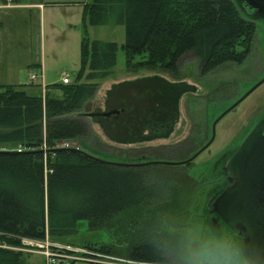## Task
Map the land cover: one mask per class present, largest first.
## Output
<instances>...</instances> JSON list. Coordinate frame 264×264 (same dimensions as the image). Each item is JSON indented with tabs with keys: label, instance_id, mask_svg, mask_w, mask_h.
<instances>
[{
	"label": "rangeland",
	"instance_id": "rangeland-1",
	"mask_svg": "<svg viewBox=\"0 0 264 264\" xmlns=\"http://www.w3.org/2000/svg\"><path fill=\"white\" fill-rule=\"evenodd\" d=\"M92 1L0 0V84L28 85L32 92L40 93L46 85L62 83L65 76L74 82L81 67L82 39L88 33L92 39L116 41L119 45L117 64L109 77L99 81L102 85L96 96L99 101H106V96L109 100L115 88H110L107 94L111 80L128 73L122 48L125 26H90L84 11L86 4ZM35 4H42V7ZM256 26L253 50L242 63H229L202 75L195 55L188 51L180 59L179 77L160 70H143L139 80L117 86L119 90L125 88L122 95L130 93L128 101L121 105L127 110L117 117L118 124L113 122V126H105V119L82 117L93 131L92 139L101 137L92 128L96 124L107 139L115 142L129 137L131 130L140 136L148 130L149 136L164 132L169 134L167 137L154 138V144L147 142L152 140L143 139L147 143L138 148L127 147L128 154L123 153L124 146L119 148L107 140L104 144L92 141V148L81 143L83 150L116 163L139 159L142 162H177L193 155L212 138L213 124L219 116L264 78V20L256 19ZM32 75H37V79L32 80ZM82 81L88 82L86 78ZM88 110L101 109L95 104L93 107L92 103ZM144 113L147 116L140 124L139 117ZM263 119L264 83L216 124L213 142L196 157L194 164L146 167L147 187L156 189L159 194L155 203L137 210L139 215L134 225L129 214V222L125 223L122 218L118 224L120 231L116 230L113 235L105 228L90 229L88 222L82 220L76 234L49 239L73 247L88 242L99 247L120 238L112 255L123 258L128 247L125 239L130 235L133 243L145 246L143 250L147 256L167 264H181L184 251L193 240L235 244L238 236L230 229L215 227L205 212L208 201L218 192L216 179L220 177L223 158L242 147ZM135 122L138 123L133 126ZM79 143L74 144L80 147ZM19 146L0 143V149L16 150ZM75 255L83 254L77 252ZM72 260L55 258L51 264H71ZM30 263L48 264V261L44 255L32 253ZM74 264L103 263L76 259Z\"/></svg>",
	"mask_w": 264,
	"mask_h": 264
},
{
	"label": "trees",
	"instance_id": "trees-1",
	"mask_svg": "<svg viewBox=\"0 0 264 264\" xmlns=\"http://www.w3.org/2000/svg\"><path fill=\"white\" fill-rule=\"evenodd\" d=\"M243 13L235 0H94L84 11L90 26H125L122 48L128 72L160 70L173 77L181 75L180 59L188 51L195 55L202 75L249 57L257 26ZM81 44V67L72 83L46 85L40 93L28 85L0 84V143L25 147L23 151L0 149V244L20 246L22 237L44 240L47 235H74L82 220L90 229L105 228L115 235L122 218L129 222L130 214L134 225L137 210L155 203L159 194L147 187V166L105 162L81 147V143L91 147L95 140L101 143L92 139L93 131L82 117L105 119V126L116 117L117 111L89 112L88 106L99 81L112 74L119 50L116 41L92 39L88 33ZM145 116L139 117L140 124ZM130 132L133 135L121 139L169 135ZM64 141L80 142V148L60 147ZM130 238L125 239V258L157 260ZM118 240L99 247L88 242L80 248L114 254ZM31 254L0 246V264H31Z\"/></svg>",
	"mask_w": 264,
	"mask_h": 264
},
{
	"label": "water",
	"instance_id": "water-1",
	"mask_svg": "<svg viewBox=\"0 0 264 264\" xmlns=\"http://www.w3.org/2000/svg\"><path fill=\"white\" fill-rule=\"evenodd\" d=\"M247 1L259 12L256 14V18L264 14V0ZM262 83H264V78L222 113L213 124L212 138L191 157L185 160L177 162L146 161L132 163L103 161L121 166L134 167L154 164L179 165L190 163L211 145L215 138L216 124ZM55 150L57 149H48L46 151ZM215 205L223 219L241 236L244 254L251 261V264H264V123L235 157L232 175L228 178V185L224 192L217 198Z\"/></svg>",
	"mask_w": 264,
	"mask_h": 264
},
{
	"label": "built area",
	"instance_id": "built-area-1",
	"mask_svg": "<svg viewBox=\"0 0 264 264\" xmlns=\"http://www.w3.org/2000/svg\"><path fill=\"white\" fill-rule=\"evenodd\" d=\"M36 79L37 75H32V80ZM63 83L69 84L70 78L68 76H65L63 78ZM74 143L76 142L64 141L60 143L59 146L64 148L79 149L80 147ZM24 149L25 147L20 146L17 150L23 151ZM45 149H47V146L45 147ZM0 246L18 251L22 250L28 253H40L47 258L48 264H51L53 261H55V258L73 259L75 261L76 259H82L103 264H167L163 262L140 261L133 258H122L120 256H114L109 253L91 251L87 248L73 247L72 245H63L60 242L51 241L48 235L44 240L22 237V245L20 246H9L6 244H0ZM77 252H80L83 255H75V253Z\"/></svg>",
	"mask_w": 264,
	"mask_h": 264
},
{
	"label": "clouds",
	"instance_id": "clouds-1",
	"mask_svg": "<svg viewBox=\"0 0 264 264\" xmlns=\"http://www.w3.org/2000/svg\"><path fill=\"white\" fill-rule=\"evenodd\" d=\"M181 264H251V261L234 243L193 240L185 249Z\"/></svg>",
	"mask_w": 264,
	"mask_h": 264
},
{
	"label": "crops",
	"instance_id": "crops-1",
	"mask_svg": "<svg viewBox=\"0 0 264 264\" xmlns=\"http://www.w3.org/2000/svg\"><path fill=\"white\" fill-rule=\"evenodd\" d=\"M7 5H12V4H7ZM35 6L37 7H39V8H41L42 7V4H35ZM143 71V70H142ZM142 71H140V72H142ZM128 72V71H127ZM140 72H137V73H130V72H128L125 76H122V77H120V78H116V79H113V80H111V84H110V86H108V88H107V94H108V91H109V89L110 88H113V87H115L114 89H113V91L111 92V94H110V97H109V100H108V98H107V96H106V101L104 100V101H99L97 98H96V96L98 95V93H99V91H100V89H101V85L102 84H100V88H99V90H98V92H97V94H96V96H95V98L91 101V103L90 104H92L93 103V107H94V104L95 105H97V108H99V109H101L100 111L102 112H106V111H111V110H114V112H112L113 114L116 112V117H115V119L113 120V122L115 123V124H118V119H117V117L118 116H120L121 117V115H123L124 114V112H125V110H127L126 109V107L124 106V107H121V105H122V103H124V102H126V101H128L127 99L129 98V92H127L126 94H121V91H123L122 90V88L123 87H121V89L119 90L118 88H117V86L118 85H121L122 83H124V82H134V81H137V80H139L140 79V76H141V73ZM128 80V81H127ZM152 83H155V82H152ZM157 83H160V82H157ZM117 88V91L114 93V90ZM41 90V89H40ZM42 90H45V88L44 89H42ZM124 92V91H123ZM148 92H150V91H148ZM55 93H57L58 94V91H55ZM148 95V94H147ZM147 95H145V96H147ZM126 98V100L124 101V99ZM89 104V105H90ZM108 118V117H107ZM139 122V121H138ZM138 122H135V123H138ZM110 125V124H109ZM111 125L113 126V123H111ZM93 130L95 131V132H97L98 134H100V136L101 137H99L98 136V139L101 141V143L102 144H104V142L103 141H105L106 142V140L109 142V143H111V144H116V145H118L119 146V148H121V146H124V147H122L123 149H124V154H128L129 153V151H127V147H129V148H138L141 144H145V143H151V144H154L155 143V141L154 140H152V141H142V140H140V141H129V140H126V139H120V140H118V142H115V141H111L110 139H107V136L106 135H104V134H102V132H101V129H100V126L98 125V124H96V125H93ZM125 131H126V129H125ZM149 131V130H148ZM148 131H146L147 132V134H148ZM145 132V133H146ZM128 135H133L131 132H129V134ZM126 138V137H125ZM125 149H126V151H125ZM128 152V153H127ZM155 262V261H154Z\"/></svg>",
	"mask_w": 264,
	"mask_h": 264
},
{
	"label": "flooded vegetation",
	"instance_id": "flooded-vegetation-1",
	"mask_svg": "<svg viewBox=\"0 0 264 264\" xmlns=\"http://www.w3.org/2000/svg\"><path fill=\"white\" fill-rule=\"evenodd\" d=\"M235 2L239 5L240 9L249 17L253 18L254 20H256V19L264 20V14H261L262 16L259 18L255 17L256 14L259 12L256 11L255 8H253L250 5L249 1H247V0H235ZM263 123H264V119L261 121V123L258 125V127L252 132V134L246 140V142L243 144L242 147H240L238 150H236V152L232 153L231 156H229V157L225 156L223 158V160L221 162V169L219 172L220 177L216 179V185L218 184V189H216V190H218V192H216V195L208 201L207 209L205 212L206 216L210 219L211 224L213 223V225L215 227H217V228L220 227V228L226 229V230L230 229L234 234H236L238 236V241L235 244H239L241 242V244H239V246H241V249L243 252H244V247H243V242H242L241 236H239L237 231L223 219V217L221 216V214H220L217 206L215 205V203H216L217 198L224 192V190L226 189V187L228 185V178L232 175L233 161H234L235 157L242 150V148H244L247 141L255 134V132L257 130H259V128L261 127V125ZM194 161H192V162H194ZM187 165H192V164L187 163Z\"/></svg>",
	"mask_w": 264,
	"mask_h": 264
},
{
	"label": "bare ground",
	"instance_id": "bare-ground-1",
	"mask_svg": "<svg viewBox=\"0 0 264 264\" xmlns=\"http://www.w3.org/2000/svg\"><path fill=\"white\" fill-rule=\"evenodd\" d=\"M70 83H71V81H70Z\"/></svg>",
	"mask_w": 264,
	"mask_h": 264
}]
</instances>
